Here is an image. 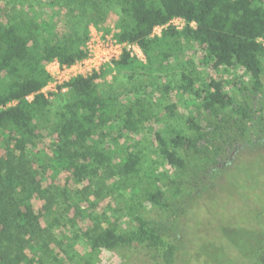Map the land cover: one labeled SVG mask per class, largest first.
I'll return each instance as SVG.
<instances>
[{
  "label": "trees",
  "instance_id": "16d2710c",
  "mask_svg": "<svg viewBox=\"0 0 264 264\" xmlns=\"http://www.w3.org/2000/svg\"><path fill=\"white\" fill-rule=\"evenodd\" d=\"M22 1L9 0V3ZM48 1L52 10L65 1L69 6L68 16L76 15L87 4L96 11H104L103 4L117 6L120 17L116 37L136 44L146 57L144 63L124 52L116 62L119 71L146 72L158 64L156 69L160 72L169 59L182 50V43H186L202 51L199 63L204 67L219 70L237 65L249 74L251 88L239 82L233 84L242 95L251 98L252 106L230 95L226 81L212 77L201 81L192 70L184 69L178 89L199 101L198 114L186 119L191 133L178 132L165 139L155 131L154 136L161 158L176 173L186 171L185 155L194 157L205 153V160H213L210 168L195 173V177H200V188L173 206L167 202L160 184L163 175L150 177L145 187L146 200L166 212L163 224L153 223L135 212L131 229L120 232L117 225H109L88 236L86 242L90 248L86 264H91L103 250L119 249L143 250L148 258L146 264H207L209 255L201 248L202 222L213 214L220 183L240 165L243 156L246 158L252 152L264 156V83L260 60L264 56V0ZM176 18L185 21L182 29L172 24ZM104 19L105 11L93 21L99 24ZM58 24L52 17L47 21L25 17L0 4V106L3 107L0 109V137L13 143V147L0 156V264H76L74 260L68 263L59 260L54 249L45 251L50 241L57 247L61 243L54 237L47 239L41 228L40 218L52 217L53 201L47 197L43 175L27 162L28 156L34 155L36 111L51 105L50 100L38 94L51 79L47 64L57 60L61 65L71 66L86 55L82 46L88 39V27L80 36L75 31L71 33L68 26L67 29L66 25H61V29ZM157 26L166 28L161 36L153 37ZM105 73L107 71L102 74ZM100 76L74 77L66 83L68 99L58 113V133L51 143V154L43 152L45 156L40 159L38 154L34 155L42 163L43 172L66 173L82 182L96 173V164L106 161L99 145L101 139L108 136L105 130L111 133L118 129L119 136L112 137L117 143L125 134L140 133L153 120L151 105L137 94L125 102L101 95L97 85ZM169 90L168 86L163 88L165 93ZM32 94H35L34 99L27 102L26 96ZM12 101L18 103L7 106ZM225 112L233 116L234 124L222 135L218 133L222 126L218 122ZM201 113L213 122L202 125L198 120ZM233 143L238 144L230 148ZM123 151L120 171L137 175L142 162L140 153ZM238 178L241 188L234 194L247 196ZM257 182L256 192L261 193L264 176ZM38 199L43 203L40 213L34 205V200ZM254 219L257 221L254 226L260 227L261 219ZM53 225L54 222L49 223V227ZM208 230L212 233L210 225ZM220 233L230 246V255L239 253L243 261L264 264V231L246 227L242 220L238 225L222 226ZM46 256L52 261L45 259Z\"/></svg>",
  "mask_w": 264,
  "mask_h": 264
},
{
  "label": "rangeland",
  "instance_id": "374dc122",
  "mask_svg": "<svg viewBox=\"0 0 264 264\" xmlns=\"http://www.w3.org/2000/svg\"><path fill=\"white\" fill-rule=\"evenodd\" d=\"M0 4L5 5L6 9L13 8L14 13H22L25 17H39L43 21L52 17L54 22L59 23V28L62 29L61 25H66L71 33L75 31L80 36L86 27L90 34L96 30L108 34L118 31L120 11L113 4L102 5L105 19L99 24H94L93 20L99 19L104 11L94 10L90 4L81 8L76 15L69 16L67 14L69 6L65 5V1H61L53 10L48 0H23L20 3L0 0ZM177 25L182 27L183 22L178 21ZM161 33V29H158L154 36L157 37V34ZM131 52L129 53L131 57L146 63V57L140 48L136 46ZM201 59L202 51L198 47L182 43V50L175 53L160 72L156 69L159 67L158 64H155L150 71L140 70L134 73L119 71L115 64L107 70L105 75L102 74L103 72L100 74L97 85L101 95H110L120 102H125L133 99L137 94L151 105L154 118L140 133L125 134L117 143L112 140V137L119 136L118 129L111 133L105 130L108 136L102 138L99 145L100 151L106 155V161L102 165L96 164L95 167L98 169L96 173L82 182L75 181L66 173L55 174L51 170L43 172L42 163L34 157L38 154L40 159L45 156L44 153L51 154V143L58 133V113L67 102V92L54 95L50 99V106L36 111L37 136L32 146L34 155L28 156L27 162L29 166L38 169L40 175H43L42 183L47 190V197L52 198L53 201L52 217L40 218L43 234L47 239L54 237L61 242L60 247H57L56 244H52L53 241H50V246L46 247L45 251L56 250L54 254H57L58 259L64 260L65 263L74 260L76 264H86V254L90 251L86 244L88 236L91 237L105 227L117 225L120 232L127 231L133 226L132 218L135 212L153 223L163 224L167 216L166 212L146 200L145 187L150 182V177L154 179L163 175L160 184L165 190L167 202L173 206H177L200 188L201 180L200 177H195V173L210 168L213 160H205V153L194 157L191 154L185 155L187 169L176 173L161 158L159 145L154 136L155 131L165 139H170L178 132L191 133L186 119L198 114L199 101L192 94L183 93L178 89L181 84L180 74L186 68L192 70L193 75L201 81H206L209 77L226 81V90L230 95L239 102L249 103L250 106L253 103L251 98L242 95L233 84L239 82L251 88L250 76L240 66L212 70L200 65ZM260 60L264 83V56H261ZM198 83L200 84L199 80ZM165 86L170 87L168 93L163 91ZM262 99L264 103V95ZM169 107L172 109L170 110ZM201 114L202 117L200 116L198 120L202 125L213 122L212 119H207L206 115ZM218 124L222 125L218 128V133L224 135V132L232 128L234 118L225 112ZM237 144L233 143L230 148L236 147ZM11 147L13 143L10 144L4 136H1L0 156L5 155L6 150ZM125 149L140 153L142 157L137 175H125L120 171L119 163ZM263 176L264 156H258L256 152H252L246 158L243 156L240 159V165L228 174L224 182L220 183L213 214L210 218H204V223L202 222L204 227L201 234V248L209 255L207 264H250L248 261L241 260L239 253L233 255L228 253L230 246L223 240L220 228L229 224L238 225V222L244 220L246 227L264 231V189L260 193L256 192L255 188L256 183H259L257 180L260 181ZM237 177L245 189L242 191H246L247 196L239 197L234 194L241 188ZM253 196H256V200L252 199ZM34 205L36 212H42L43 203L39 199L34 200ZM255 217L261 219L260 227L254 226L257 222ZM51 222H54L53 228L49 227ZM209 225L212 233L208 230ZM208 234L211 235L210 238L207 237ZM44 244L41 242L43 247H45ZM45 259L52 261V258L48 256ZM121 263L146 264L148 258L141 249L103 250L91 264Z\"/></svg>",
  "mask_w": 264,
  "mask_h": 264
},
{
  "label": "built area",
  "instance_id": "2783aa9c",
  "mask_svg": "<svg viewBox=\"0 0 264 264\" xmlns=\"http://www.w3.org/2000/svg\"><path fill=\"white\" fill-rule=\"evenodd\" d=\"M178 21L183 22L182 27L177 25ZM172 24L177 29H182L185 25V21L181 18H176L172 21ZM165 28L166 26H157L154 29L152 36L154 37L156 30L161 29V31H163ZM157 35L161 36V34ZM136 46L137 45L133 43L120 41L116 37V33L108 34L99 30L92 32L91 34L89 33L87 41L82 46L86 53L83 59L77 61L71 66L61 65L57 60L47 64L46 69L51 79L38 92V94H42L46 99L50 100L58 93L68 92L66 83L72 78L90 77L93 74H101L102 72L107 71L110 67H113L116 62L120 60L124 52L132 53L131 51L134 50ZM34 96L35 94L28 95L25 100L31 102L34 99ZM17 103L18 101H12L8 103L7 106L16 105ZM2 108L3 107L0 106V109Z\"/></svg>",
  "mask_w": 264,
  "mask_h": 264
}]
</instances>
